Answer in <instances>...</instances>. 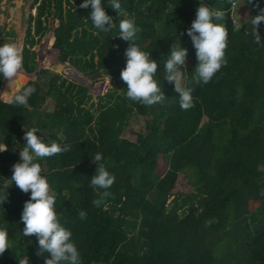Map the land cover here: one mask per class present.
<instances>
[{
	"label": "trees",
	"instance_id": "1",
	"mask_svg": "<svg viewBox=\"0 0 264 264\" xmlns=\"http://www.w3.org/2000/svg\"><path fill=\"white\" fill-rule=\"evenodd\" d=\"M236 1L203 0L224 11L226 63L207 84H194L197 60L186 30L201 0H120L121 16L103 0L114 23L109 32L93 27L91 8H80L81 0H33L36 14L29 18L20 72L28 75L22 86L36 91L23 106L0 99V142L8 146L0 153V187L9 184V166L19 160L27 128H38L46 143L70 145L38 162L81 264H264V22L259 43L251 26L264 0H241L245 14L238 25L230 10ZM125 18L135 20L137 43L158 61L166 96L161 104L145 106L124 95L120 72L129 42L119 37L118 25ZM171 21L177 30L160 34L157 27ZM38 42L55 60L53 71H36L30 47ZM175 42L188 48L181 81L193 88L188 110L163 75L162 62ZM22 82L8 84L4 96ZM46 100L51 110L42 109ZM133 114L145 117L146 133L131 142L122 129ZM98 152L115 177L111 196L99 207L93 200L104 190L89 187ZM29 195L13 181L0 204V226L12 245L0 264H44L49 255L38 254L35 235L23 236L20 217Z\"/></svg>",
	"mask_w": 264,
	"mask_h": 264
},
{
	"label": "clouds",
	"instance_id": "2",
	"mask_svg": "<svg viewBox=\"0 0 264 264\" xmlns=\"http://www.w3.org/2000/svg\"><path fill=\"white\" fill-rule=\"evenodd\" d=\"M233 3L230 6L231 17L236 24L234 18L236 9L232 6ZM249 3H252V0H249ZM107 4L118 16L125 15L120 0H107ZM89 6L91 8L89 19L93 27L100 32L111 31L114 27L113 18L106 12L103 0H81L79 5L83 9H88ZM224 15L222 9L212 8L201 0L196 9V16L186 30L197 60L191 78L194 84H207L226 63L227 33L222 23ZM261 22H264V8H259L258 14L251 19L252 33L257 43L260 42L257 29ZM118 29L119 37L129 42L124 52L126 63L120 72V78L126 84L125 97L129 101L145 106L161 104L166 96L159 83L160 78L159 81L157 79L158 61L137 43L139 28L135 20L121 19ZM187 56L188 48L183 47L180 42L178 44L175 42L167 58L162 62L164 79L174 84L182 110H188L194 105L193 88L181 86L187 70ZM22 61V48L16 42L9 40L0 44V79H7L10 87L17 80L22 69ZM35 91L34 86L17 84L14 93L6 102L16 106L26 105ZM38 131L40 130L36 127L27 128L25 131V143L19 151L18 162L12 165L9 184L0 187V204L7 199V189L14 181L22 192L30 193L24 202L20 217L24 224L22 233L24 237L35 235L39 246L38 254H49L44 264H81L80 253L72 238L73 233L61 223L55 207L56 193L51 190L48 178L42 175L38 162L42 158L69 151L70 145H62L56 141L46 143L41 135H37ZM7 150V144L0 142V153ZM92 160L97 167L89 187L104 190L100 192L99 199L93 200V204L99 207L111 196L108 189L113 185L115 177L108 171L101 153H96ZM85 217L86 213L80 211L79 218L83 220ZM11 246L7 228L0 226V255Z\"/></svg>",
	"mask_w": 264,
	"mask_h": 264
},
{
	"label": "rangeland",
	"instance_id": "3",
	"mask_svg": "<svg viewBox=\"0 0 264 264\" xmlns=\"http://www.w3.org/2000/svg\"><path fill=\"white\" fill-rule=\"evenodd\" d=\"M36 6L37 3H33V0H0V44L4 42H8L9 40L14 41L17 43L19 47H23L26 38V30L28 27V22L30 21V15L32 18L36 14ZM238 7L237 14L238 18H236V24H239V17L244 15L242 10H245L244 2L241 0H237L233 3V7ZM62 7H66L65 3L62 2ZM31 31L30 33L33 34V21L30 22ZM157 30L160 34L165 32L173 33L177 30V22H165L162 25L157 27ZM42 45L40 42L30 47L31 50H34L36 53V61H37V69L46 68L48 70L53 71L56 66L55 60L51 59L50 57L43 55L42 53ZM46 60V62H44ZM126 61V59H125ZM17 78L23 80L21 85H24L28 80V75L24 72H19ZM9 84L7 79L2 80L1 88H0V99L7 101L9 97L4 96V91ZM13 84V83H12ZM98 86V85H97ZM2 89L4 90L2 92ZM98 90H104V85H99ZM1 92L3 95H1ZM14 92V91H13ZM12 92V94H13ZM92 94H95V91H90ZM43 110L45 109H52L51 101H47L44 103ZM203 122L206 121V118L203 117ZM138 133H146L145 131V117L133 114L130 116L129 121L122 129V136L127 138L129 141L134 142L136 141V137ZM161 162V159H159ZM10 170L12 171V165L9 166ZM170 198L166 200L165 206H170L171 202H169Z\"/></svg>",
	"mask_w": 264,
	"mask_h": 264
},
{
	"label": "water",
	"instance_id": "4",
	"mask_svg": "<svg viewBox=\"0 0 264 264\" xmlns=\"http://www.w3.org/2000/svg\"><path fill=\"white\" fill-rule=\"evenodd\" d=\"M38 69H36V71H37Z\"/></svg>",
	"mask_w": 264,
	"mask_h": 264
},
{
	"label": "built area",
	"instance_id": "5",
	"mask_svg": "<svg viewBox=\"0 0 264 264\" xmlns=\"http://www.w3.org/2000/svg\"><path fill=\"white\" fill-rule=\"evenodd\" d=\"M233 6V5H232Z\"/></svg>",
	"mask_w": 264,
	"mask_h": 264
}]
</instances>
